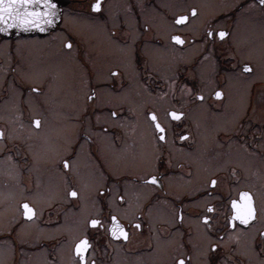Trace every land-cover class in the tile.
Instances as JSON below:
<instances>
[{
	"label": "flooded vegetation",
	"instance_id": "obj_1",
	"mask_svg": "<svg viewBox=\"0 0 264 264\" xmlns=\"http://www.w3.org/2000/svg\"><path fill=\"white\" fill-rule=\"evenodd\" d=\"M59 1L54 29L0 31V264H264V3Z\"/></svg>",
	"mask_w": 264,
	"mask_h": 264
},
{
	"label": "snow or ice",
	"instance_id": "obj_2",
	"mask_svg": "<svg viewBox=\"0 0 264 264\" xmlns=\"http://www.w3.org/2000/svg\"><path fill=\"white\" fill-rule=\"evenodd\" d=\"M264 3V0H261ZM39 5H43V9L38 7ZM93 8L99 7V0H97L96 4L92 5ZM55 5L51 2V0H0V24L7 25L8 27H12L14 25L25 27V26H39L38 21L42 17H48L51 13L50 10L54 9ZM193 14H195V9H193ZM187 20L186 16H181L178 18V22H183ZM48 23H51L50 20H47ZM5 28H0V31H5ZM211 35V33H209ZM226 33L220 32L219 36L223 37ZM172 39L183 43V40L179 36H174ZM246 70H249L247 66H245ZM216 96H220L221 93L218 91L215 93ZM173 117L179 118L178 114L173 112L171 113ZM152 119L156 120L155 114H152ZM34 123L38 126L39 120L34 121ZM156 128L161 132L164 131L161 128L160 124L157 123ZM163 139V137H161ZM65 166L67 167V162H65ZM152 182H156V177L150 178ZM212 184L215 185L216 181L213 180ZM71 196L75 197L77 195L76 191H72L70 193ZM233 209V219H239L244 224H247L250 219L254 217L255 208L252 203L251 194L248 192H241L239 194V200H233L231 202ZM25 209V216H34L35 210L31 208L27 203L23 205ZM211 211V209H209ZM113 221H116V217H112ZM205 220H208V217H205ZM99 222L97 220H92L91 224L96 225ZM139 227V225H137ZM120 230V235L127 238V233L123 231L122 226L117 223L113 224V235L116 234V229ZM89 247L87 239H81L79 243L76 244V252L78 254L84 253L87 251ZM80 259L84 261L86 259L85 256L81 255ZM179 264H184V261H179Z\"/></svg>",
	"mask_w": 264,
	"mask_h": 264
},
{
	"label": "rangeland",
	"instance_id": "obj_3",
	"mask_svg": "<svg viewBox=\"0 0 264 264\" xmlns=\"http://www.w3.org/2000/svg\"><path fill=\"white\" fill-rule=\"evenodd\" d=\"M45 43H47V41L46 42H44V44ZM57 44H58V42H57ZM52 45H54V44H51L50 45V48L48 49V50H46V52L47 51H49V53H52V54H58V52H57V46L56 45H54V46H52ZM34 49H37V50H34V51H37V53H39L40 51H41V46H39V43H34ZM55 52V53H54ZM59 55H60V57H59V59H64V57H63V55H69V56H72L73 57V53H68V52H65V51H62V52H59ZM260 56H258V58H259ZM65 60V59H64ZM75 62H78V60L76 59L75 60ZM259 64H261V65H264V61H260V63ZM73 65H74V63H73ZM80 65V64H79ZM69 66H70V64H67V63H65L64 62V72H62L61 73V75L62 76H59L60 78H61V82L60 83H58L57 82V84H56V81H55V83L53 84V86L55 87V90H54V92L52 93H46L45 95H44V98H45V101L46 102H56L55 101V99H54V95H58L59 96V93H60V91H61V88H65L67 85H66V82L67 81H69L70 79H68L67 77H64V76H66V71H71V70H73V68L71 67V68H69ZM39 68H40V70H41V77L43 78V77H45V76H48V68L46 69L45 68V70H43V68H42V65H39L38 66ZM54 68H57V67H54ZM55 70V69H54ZM166 71V72H168V68H166V66H163L162 67V71ZM72 72V71H71ZM259 73H261L260 75H259V77H262V78H264V66H263V69L260 71L259 70ZM173 77H175L174 76V74H171L170 76H169V78H170V80H171V78H173ZM176 78V77H175ZM0 80H2V78L0 77ZM81 81H82V77H81ZM207 83H208V85H210V81H209V78H207ZM51 91H52V87H51ZM1 96L2 95H0V103L1 102H3V103H14L15 101H16V99H14V97H12V99H10V100H7V99H5L4 97H2L1 98ZM157 101H158V103H161L162 102V98H161V96L160 95H158L157 96ZM208 110V109H207ZM36 111H38L37 110V107H36ZM1 112V111H0ZM74 114H77V113H74ZM1 115H2V113H0V117H1ZM3 116H6V113L5 114H3ZM2 116V117H3ZM9 118H12V116L11 115H7ZM16 126H18V123L16 122ZM18 128V127H17ZM17 130V129H16ZM15 130V131H16ZM21 134V133H20ZM14 135H17L15 132H14ZM74 134L72 133V134H65V137L68 139V138H70L71 136H73Z\"/></svg>",
	"mask_w": 264,
	"mask_h": 264
},
{
	"label": "water",
	"instance_id": "obj_4",
	"mask_svg": "<svg viewBox=\"0 0 264 264\" xmlns=\"http://www.w3.org/2000/svg\"><path fill=\"white\" fill-rule=\"evenodd\" d=\"M51 2L55 5L54 9H51L50 12L54 14H50L48 17H42L38 21L39 26H25V27H20V26H12L8 27L7 25L0 24V28H5V31H2L5 34H12V33H24V32H40V33H45L47 31H50L56 27V25L59 23L60 20V13H61V4L59 0H51ZM41 9H43V5H39ZM47 20H50L51 23H48ZM255 216V213H254ZM253 219V218H252ZM250 219L249 221H252Z\"/></svg>",
	"mask_w": 264,
	"mask_h": 264
}]
</instances>
